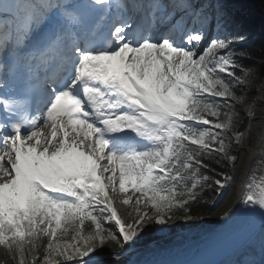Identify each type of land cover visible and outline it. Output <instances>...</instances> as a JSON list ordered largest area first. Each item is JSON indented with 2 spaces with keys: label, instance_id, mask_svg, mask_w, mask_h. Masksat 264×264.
<instances>
[{
  "label": "snow or ice",
  "instance_id": "snow-or-ice-1",
  "mask_svg": "<svg viewBox=\"0 0 264 264\" xmlns=\"http://www.w3.org/2000/svg\"><path fill=\"white\" fill-rule=\"evenodd\" d=\"M223 16L194 0H0V264H97L105 248L115 264L149 223L196 220L229 186L232 101L254 69ZM117 181L140 193L132 223ZM241 203L245 238L258 218L264 239V175Z\"/></svg>",
  "mask_w": 264,
  "mask_h": 264
},
{
  "label": "bare ground",
  "instance_id": "bare-ground-1",
  "mask_svg": "<svg viewBox=\"0 0 264 264\" xmlns=\"http://www.w3.org/2000/svg\"><path fill=\"white\" fill-rule=\"evenodd\" d=\"M211 38L212 30L211 34L206 33L201 50ZM249 110L254 112V115L251 116L250 124L244 132V143L239 160L231 176L232 180L216 208L206 218L195 222H186L183 228L172 234H169L172 230L170 221L167 226L149 223L145 229L153 230L154 233L150 237L159 235L162 236L161 240L126 251L124 255L115 260V264H173L193 253L196 248L207 245L237 228L250 216L241 200L246 192V185L253 178V174L257 180L261 175H264V164H257L258 161L264 160V79L255 103L247 107V111ZM109 191L113 192L111 189ZM113 194L115 204L117 202L124 204V199L132 197V201L127 205L124 204V207L118 208L117 212L126 215V217L130 215V221L133 222L137 208L135 200L140 195L131 189L128 193L120 192L118 181ZM139 207L141 211H150L144 205ZM224 212H229L231 218L222 220L220 217ZM94 259L97 264H113L112 255L94 257ZM233 264H264V239L261 237V232L248 251Z\"/></svg>",
  "mask_w": 264,
  "mask_h": 264
},
{
  "label": "trees",
  "instance_id": "trees-1",
  "mask_svg": "<svg viewBox=\"0 0 264 264\" xmlns=\"http://www.w3.org/2000/svg\"><path fill=\"white\" fill-rule=\"evenodd\" d=\"M228 3H237L238 9L234 15L224 18V34L229 36L243 35L245 39L243 41L237 42L232 45L237 53H245V57L239 59V63L243 65L245 69H254L252 72H257L259 74V81L257 86H252L243 83L239 86L236 91L237 95L246 94L250 95V100L254 101L259 95L260 83L264 78V0H226ZM238 74H240L238 72ZM236 110H239V106L236 101H232ZM249 123V117L245 116L244 119L238 124V130L244 131ZM240 146L233 142L232 154L237 155L238 159L240 156ZM237 159V161H238ZM237 164V162H236ZM235 164V165H236ZM233 168L231 165L223 168L222 170L228 175H232ZM220 171L221 169H217ZM226 189V188H225ZM225 189L220 195H216L214 192H209L205 197L204 201H201L199 205L196 206L199 219L206 218L216 207L217 203L221 199ZM197 214V213H194ZM177 224L185 222L183 220L176 221ZM106 226L113 228L117 231L118 228L115 223L106 224ZM111 254L110 248H105L103 252L98 255L103 257V255ZM110 256V255H109Z\"/></svg>",
  "mask_w": 264,
  "mask_h": 264
},
{
  "label": "rangeland",
  "instance_id": "rangeland-1",
  "mask_svg": "<svg viewBox=\"0 0 264 264\" xmlns=\"http://www.w3.org/2000/svg\"><path fill=\"white\" fill-rule=\"evenodd\" d=\"M212 27H213V23H212V26L209 28V30L207 31V33H208V35L209 34H211V30H212ZM213 34H212V37L214 36V35H216L217 33H216V31H215V27H213ZM258 81H259V74L257 73V72H252V71H250V72H248V75H247V78L245 79V84H247V85H249L250 83L252 84V86H257V84H258ZM262 85V84H261ZM261 85H260V89H261ZM260 92V91H259ZM250 95L249 94H246L245 96H244V98L242 99V100H235L236 101V104L239 106V110H237L238 112H239V116L238 117H236L235 119H236V127H234V128H232V129H230L229 131H228V135H232L233 133H235V132H238V124L244 119V117L247 115V113H246V109H247V105H246V103H251L252 102V104H254L255 103V101H256V99L254 100V101H251L250 100ZM247 106V107H246ZM251 120V119H250ZM249 124H250V121H249V123H248V125H247V128H248V126H249ZM247 128L245 129V131L247 130ZM244 131V132H245ZM243 132V133H244ZM248 141H249V138H248ZM232 149H233V147H232ZM241 152V151H240ZM241 154V153H240ZM233 174V173H232ZM134 191V190H133ZM136 194H139L140 195V193H136ZM109 196L112 198V200H113V196H114V194H113V192H111V191H109ZM121 203V202H120ZM116 204H118V202L116 203ZM116 204H114V207L116 208V209H118V208H120V207H118ZM118 207V208H117ZM121 207H124V204H123V206H121ZM119 215H120V217H121V219L125 222V223H132L131 221H130V215H128L127 217H126V215H122L121 213H119ZM135 215V214H134ZM171 222V221H170ZM181 226V224H177V222H175V223H173V222H171V229H180V228H182V227H180ZM154 232H153V230L152 229H150V228H148V229H145L143 232H141L140 233V238H146V237H150L152 234H153Z\"/></svg>",
  "mask_w": 264,
  "mask_h": 264
}]
</instances>
